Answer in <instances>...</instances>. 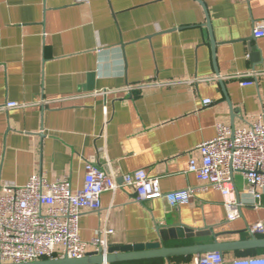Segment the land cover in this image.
<instances>
[{"label": "crops", "instance_id": "crops-1", "mask_svg": "<svg viewBox=\"0 0 264 264\" xmlns=\"http://www.w3.org/2000/svg\"><path fill=\"white\" fill-rule=\"evenodd\" d=\"M200 1L211 30L198 0H0V188L39 175L76 190L93 163L106 173L142 170L163 193L194 190L179 207L139 204L127 188L104 193L100 211L79 219L88 252L105 228L110 246L156 241L166 227L209 231L166 245L184 246L248 239V227L264 223V193L253 206L241 174L240 214L229 223L220 193L188 171L190 161L200 167L197 146L216 137L217 124L248 129L264 110V38L252 34L264 0ZM251 70V86L230 79ZM129 138L146 154L126 153ZM256 255L264 250L222 257Z\"/></svg>", "mask_w": 264, "mask_h": 264}, {"label": "built area", "instance_id": "built-area-1", "mask_svg": "<svg viewBox=\"0 0 264 264\" xmlns=\"http://www.w3.org/2000/svg\"><path fill=\"white\" fill-rule=\"evenodd\" d=\"M232 1V0H212ZM254 38H264V19L252 26ZM255 72L238 73L230 79L241 81V86L254 84ZM210 104V101H205ZM19 104L9 102L6 109H17ZM200 167L189 162L188 171L197 181L220 193L226 221L232 223L240 214L238 188L234 175L239 173L245 183L246 194L252 205L260 207L264 193V110L248 129L232 130L217 124L216 137L200 143ZM121 188L135 192V202L143 204L151 199H162L170 207L188 204L194 190L163 193L158 178L144 171L117 174L108 173L93 163L85 166L82 186L73 190L66 178L50 183L43 176L33 175L23 187L0 188V263L25 264L61 257L78 259L87 251L79 235V219L83 212L100 211L101 196L114 194ZM250 236H263L264 223L248 227ZM112 229L105 228L100 236L90 241L96 251L105 254L109 248L107 237ZM193 264H224L222 254H202L193 258ZM231 264H264V255L238 257Z\"/></svg>", "mask_w": 264, "mask_h": 264}, {"label": "water", "instance_id": "water-1", "mask_svg": "<svg viewBox=\"0 0 264 264\" xmlns=\"http://www.w3.org/2000/svg\"><path fill=\"white\" fill-rule=\"evenodd\" d=\"M198 1L207 16L205 5L200 0ZM206 26L210 29L208 16L206 18ZM208 235H210V233L206 230L195 232L192 229L182 226L166 227V229H160L158 231V238L156 241L147 244L113 245L109 246L105 254H102L100 251H92L87 252L83 257L78 259L61 257L57 260H43L25 264H116L155 259L165 261L167 264H172L171 259L183 258L185 256L198 258L202 256V254L213 252L223 254L227 252L255 251L256 249L264 250V238L257 236H249L248 239L237 240L236 242L219 243L216 239H213L212 243L166 246L170 241L182 242L184 240L199 239Z\"/></svg>", "mask_w": 264, "mask_h": 264}, {"label": "clouds", "instance_id": "clouds-1", "mask_svg": "<svg viewBox=\"0 0 264 264\" xmlns=\"http://www.w3.org/2000/svg\"><path fill=\"white\" fill-rule=\"evenodd\" d=\"M123 144V150L126 153H134V154H146L144 150V145L140 142V140L136 138H129L122 142Z\"/></svg>", "mask_w": 264, "mask_h": 264}, {"label": "trees", "instance_id": "trees-1", "mask_svg": "<svg viewBox=\"0 0 264 264\" xmlns=\"http://www.w3.org/2000/svg\"><path fill=\"white\" fill-rule=\"evenodd\" d=\"M149 262L155 264V263H159V262H163V261L155 259V260L137 262V264H143V263H149Z\"/></svg>", "mask_w": 264, "mask_h": 264}]
</instances>
